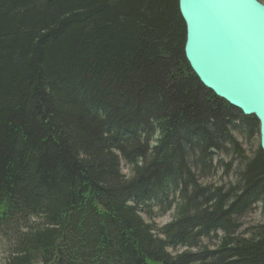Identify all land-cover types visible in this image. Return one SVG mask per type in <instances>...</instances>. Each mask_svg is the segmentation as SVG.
<instances>
[{
	"label": "trees",
	"instance_id": "16d2710c",
	"mask_svg": "<svg viewBox=\"0 0 264 264\" xmlns=\"http://www.w3.org/2000/svg\"><path fill=\"white\" fill-rule=\"evenodd\" d=\"M185 38L178 0H0L3 264H264V222L238 234L264 215V154L233 136L259 124Z\"/></svg>",
	"mask_w": 264,
	"mask_h": 264
},
{
	"label": "water",
	"instance_id": "95a60500",
	"mask_svg": "<svg viewBox=\"0 0 264 264\" xmlns=\"http://www.w3.org/2000/svg\"><path fill=\"white\" fill-rule=\"evenodd\" d=\"M184 58L200 84L259 124L264 154V5L257 0H178Z\"/></svg>",
	"mask_w": 264,
	"mask_h": 264
},
{
	"label": "rangeland",
	"instance_id": "374dc122",
	"mask_svg": "<svg viewBox=\"0 0 264 264\" xmlns=\"http://www.w3.org/2000/svg\"><path fill=\"white\" fill-rule=\"evenodd\" d=\"M261 4L264 5V0H257ZM253 118V117H252ZM233 136H235L237 142L241 146L242 150L244 151L245 156L250 157L253 155V153L258 149L259 147V136L258 133L250 134H244L242 133H233ZM222 159L226 162H228L231 157H227L226 155L222 156ZM239 162L238 158L234 159L232 170L227 175L221 174L220 170L216 174H213L210 178L211 184H221L224 186H228L229 184H233L236 182V174L239 168ZM121 172L123 175L128 174V169L126 166H122ZM205 183V182H204ZM208 183V182H207ZM172 218V212H169L168 214L154 218V220L151 222L153 226L162 227L163 225H166L171 221ZM144 220L147 222L148 219L144 218ZM264 222V215L262 214L260 205H257L255 209H253L251 212L247 213L244 217H242L239 220L240 229L238 230V234L241 236H247V231L250 227L261 224ZM214 240L210 242H202V246H208L212 247L214 245ZM3 245V242L0 240V264H3L5 260V252L4 249L1 247Z\"/></svg>",
	"mask_w": 264,
	"mask_h": 264
}]
</instances>
